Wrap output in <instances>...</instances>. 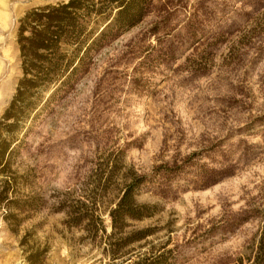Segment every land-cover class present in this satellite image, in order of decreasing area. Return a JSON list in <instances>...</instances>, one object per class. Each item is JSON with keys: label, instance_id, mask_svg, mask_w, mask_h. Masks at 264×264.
Instances as JSON below:
<instances>
[{"label": "rangeland", "instance_id": "obj_1", "mask_svg": "<svg viewBox=\"0 0 264 264\" xmlns=\"http://www.w3.org/2000/svg\"><path fill=\"white\" fill-rule=\"evenodd\" d=\"M66 1L10 0L0 116L21 77L20 15ZM14 170L26 182L0 206V264L251 263L264 236V0H155L52 100ZM134 179L155 214L127 220L122 238L148 235L120 248L109 212Z\"/></svg>", "mask_w": 264, "mask_h": 264}, {"label": "trees", "instance_id": "obj_2", "mask_svg": "<svg viewBox=\"0 0 264 264\" xmlns=\"http://www.w3.org/2000/svg\"><path fill=\"white\" fill-rule=\"evenodd\" d=\"M154 1L67 0L33 8L18 19L16 44L21 77L0 116V206L18 204V190L26 177L14 170L16 159L52 100L71 91L89 72L96 51L140 25ZM140 182L134 179L127 184L109 212L111 233L106 238L120 237V248L148 235L139 232L122 238L127 220L141 221L155 214V208L135 202ZM86 217L81 214L79 219ZM168 254L143 256L129 264H166ZM249 264H264V236Z\"/></svg>", "mask_w": 264, "mask_h": 264}, {"label": "crops", "instance_id": "obj_3", "mask_svg": "<svg viewBox=\"0 0 264 264\" xmlns=\"http://www.w3.org/2000/svg\"><path fill=\"white\" fill-rule=\"evenodd\" d=\"M21 1V5H24L23 0ZM9 3L10 0H0V29L8 27L11 19H13V17L11 16V11L8 8ZM26 12L27 10L23 11L20 17H22Z\"/></svg>", "mask_w": 264, "mask_h": 264}]
</instances>
